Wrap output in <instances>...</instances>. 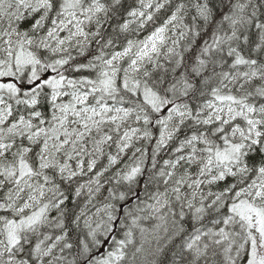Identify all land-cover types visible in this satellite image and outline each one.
<instances>
[{
	"label": "snow or ice",
	"instance_id": "obj_1",
	"mask_svg": "<svg viewBox=\"0 0 264 264\" xmlns=\"http://www.w3.org/2000/svg\"><path fill=\"white\" fill-rule=\"evenodd\" d=\"M0 264H264V0H0Z\"/></svg>",
	"mask_w": 264,
	"mask_h": 264
}]
</instances>
